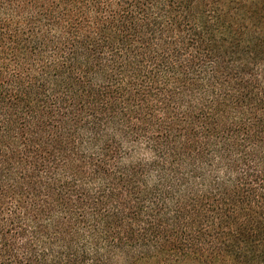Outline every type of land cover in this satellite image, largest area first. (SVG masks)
Wrapping results in <instances>:
<instances>
[{
	"label": "trees",
	"instance_id": "trees-1",
	"mask_svg": "<svg viewBox=\"0 0 264 264\" xmlns=\"http://www.w3.org/2000/svg\"><path fill=\"white\" fill-rule=\"evenodd\" d=\"M0 264H264V0H0Z\"/></svg>",
	"mask_w": 264,
	"mask_h": 264
}]
</instances>
